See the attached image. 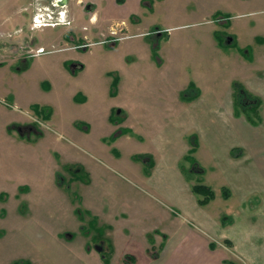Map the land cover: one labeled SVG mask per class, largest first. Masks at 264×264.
Instances as JSON below:
<instances>
[{"label": "crops", "instance_id": "1", "mask_svg": "<svg viewBox=\"0 0 264 264\" xmlns=\"http://www.w3.org/2000/svg\"><path fill=\"white\" fill-rule=\"evenodd\" d=\"M95 1H105L110 10L106 15L109 23L101 31L109 46L114 48L117 43L122 46L126 42L127 50L120 51L117 63L102 65L93 81L70 90V99L62 102L47 99L43 95L50 89L39 88L41 97L27 102L20 98L27 89L26 84L17 78L26 73L27 58L35 59L39 54H24L18 42L19 34L29 37V31L33 32L29 28L33 15H45L44 9L51 12L55 0H0V33L16 35L9 38L7 49L0 54L3 58L0 69L9 72L16 81L9 88L0 85V93H11L14 107L21 104L37 107L32 113L14 111L1 118L5 121L4 128L0 129V143L9 149L3 148L0 155V167L5 170L3 178L21 181L16 189L9 190L2 181L4 179H0V194L15 195L16 199L25 200L27 207L34 205L35 208L33 215L19 214L23 222L20 230L57 264H84L83 259L89 260L87 264H91V259L94 264H112L116 259L118 264H229L238 260L235 248L242 254L250 250L253 259L248 261L249 264H264V241H260L259 250L250 247L255 235L250 230L257 225L262 209L257 205H244L254 195L264 198V117L258 113L264 103V30L243 36L242 27L239 33L233 29L232 22L229 23L232 31L225 35L220 33L216 21L207 20L211 24L208 34L197 38L199 53L207 61L203 71L198 72L190 66L187 53L173 52L172 57L166 54L165 45L169 39L166 24L162 28L156 27L152 36H148L145 22L136 17L138 10L144 7L150 15L154 14L158 1L166 3V0H66L63 7L56 8L65 24H57L55 27H62L54 31L46 43L33 40L31 47L58 44L62 47L57 49L73 51L74 48L63 47L67 46L65 36L79 43L103 42L86 40V33L79 35L96 20ZM230 1L243 7L262 0ZM22 12H26L25 15ZM240 23L246 26L245 21L234 24ZM118 26L124 35L110 34L111 29ZM77 34L79 36H75ZM224 35L227 42L222 43ZM137 46H147V51L143 52ZM203 51L205 54L201 53ZM101 52L110 51L102 49ZM69 53L44 57L59 72H64L63 67L69 62L68 70L78 76L85 65ZM143 53L154 73L152 81L139 80L137 74L138 56ZM219 54L225 61L221 72L217 61ZM132 57L136 60H128ZM234 82L244 95L241 100L236 98ZM43 106L48 107L45 112ZM218 117L221 118L218 120ZM34 120L37 126L33 127ZM219 121L226 123L228 134L236 135L234 140H237L227 143L219 151L221 166L245 167L256 179L253 180L256 187L248 188L253 191L251 193L248 190L241 193L237 180H233L232 187H222L227 191L226 196L222 189L220 192L225 200H230L234 192L240 195L237 209L232 205L228 207L232 213L223 215L221 223L209 221L210 230L192 226L187 218L170 208L146 203L143 214H152V218L157 216L162 223L150 221L136 226L133 222L120 226L122 207L127 208L123 202L133 201L134 195L119 191L107 193L94 187L104 180H114L112 183L116 187V181L121 180L117 172L120 169L142 180L154 177L156 180L151 183L164 194L180 195V188L172 187L167 181L166 187V172L175 174L183 190L187 182L179 164L186 163L184 169L193 164L198 168L194 172L202 174L204 168L196 156L200 136L217 133L214 124ZM194 127L198 129L195 131ZM62 136L73 138L84 150L95 158H103L106 163L92 159V156L79 157L74 153L75 148L61 139ZM146 142L148 144L144 146ZM195 183L191 182V185ZM76 187L80 188V200L73 195ZM197 196L192 206L202 209V205L215 197V192L205 204L198 201L202 195ZM240 203L248 210H241ZM262 228L259 227L260 238L264 233ZM76 234H81L80 239L73 242ZM236 234L243 238L238 242L239 247L232 237ZM90 241L103 243L102 252L94 254L88 245ZM222 242H230L229 249ZM20 258L26 264L33 263L30 258Z\"/></svg>", "mask_w": 264, "mask_h": 264}, {"label": "rangeland", "instance_id": "2", "mask_svg": "<svg viewBox=\"0 0 264 264\" xmlns=\"http://www.w3.org/2000/svg\"><path fill=\"white\" fill-rule=\"evenodd\" d=\"M94 4V8L96 9L97 21L95 20L96 23H93L95 21H92V23L89 24V27H86L83 31H81L79 35L82 36L83 33H86V40L89 39L104 41L95 44H87L90 42L79 43L77 42V40L70 41V38L65 36L64 41H66L67 46L64 45L63 47L73 48L75 45H77L80 49L74 48L73 51H71L70 49L61 50L57 48H60L62 46H59L57 44L49 47L46 46V48H48L47 50H50L48 51L50 53L47 52L41 55L39 54L37 57H35V59L32 56L28 57L26 60V64L29 67L28 69H26V73L21 74V76L17 78V80L21 81V83L24 82L27 88L24 92L20 94L21 99L27 102L38 100L37 98L41 97V94L39 93V88L43 90L50 89L46 92V94L43 95L44 97H47V99L57 100L61 102L70 99V97L72 96V89L77 87V85L81 83L86 84L88 81H93L95 79V76L101 70L102 65H110L118 62L120 51L125 52V50H127L126 42L122 43V46H120L119 42L117 43L116 47L114 46V48H116L115 50H110L114 48L109 46L108 40L107 38H105V34L101 33V31L109 23L106 19V15L107 12H109L110 10L109 8H107V3L105 1L101 3L95 1ZM118 4L119 2L116 3V5ZM145 9L146 7L140 8L138 12L136 11V17L141 21L145 22L144 27H146L147 34H150L148 36H152L151 33L156 27L162 28L164 27V24H166V33L169 38L167 40L168 44L165 45L166 54L170 56L173 52H181L182 54L184 52L187 53L188 56L186 58L188 59V62L192 64L190 66L195 67L198 72L203 71L207 61V58L205 56L200 55L198 48L200 41H197V38H199L200 35L208 34L207 30L209 26H211V24H209L207 20H212L214 22L216 21L219 25L220 33H225V35L226 32L232 31V28L230 27L229 23H236L238 21H245L246 26H241V23L238 25H235L233 23V29L237 30V32L240 33L239 29L242 27L241 34L243 36L251 34L252 32H259L260 30H264V0H262L260 3L252 2L249 4V6L245 5L243 7L235 3L231 4L230 0H166V3H164V1H158L157 9L152 15H150L147 9ZM53 10V15H55V13H57L56 8H53ZM22 13L25 15L26 12ZM63 22L62 20H60L59 24L64 25L65 23ZM55 26H57V24L52 27L45 26L41 29H31L33 30V32L29 31V34L31 35H29V37L24 34H19L21 38L18 42L20 43V48L22 52L24 54L26 53L27 56H30L27 50L28 48H30V46H24V40L28 42L31 37L33 40L46 43V40L51 38L53 32L58 30V28L62 27ZM107 31L108 29L106 30V32ZM79 35L77 34L75 36ZM225 35L223 39L224 42H227V36ZM14 36L16 35H4L3 33H0V54L5 49H7V44L10 41L9 38H13ZM160 46L161 43H159V47ZM137 47L140 50H143V52L147 51V46ZM102 49L109 50L110 52H101ZM162 50L163 45L160 51L161 55L163 54ZM68 52H71L69 53L70 57L73 56V58L79 60L85 65L84 71L78 76L71 74L68 70L69 62L65 63L63 67L64 72H59L55 69L56 66H53L51 62L45 60L44 57L50 54L66 55ZM201 53L205 54V51ZM220 54L222 55V53ZM220 54L217 58V61L219 71L221 72L223 71L225 61L222 60V56ZM145 55L146 54L143 53V56H138L139 71L137 74L139 76V80L152 81L154 73L150 71L149 66L147 64L148 58H145ZM172 56L173 55H171V57ZM129 59L136 60V57L128 58V60ZM2 60L3 58L0 56V61ZM3 71L4 69H0V85H3L5 88H9L12 83H15L16 80L15 78H12L10 76L9 72L4 73ZM3 94L4 93H0V106H2L0 107V129L4 128L5 120L1 119L4 115L6 118L7 116H10L14 111L19 113L22 112L25 114L27 112L32 113L37 110L36 106L25 107L22 104L20 106L14 107L12 105L13 100L11 93L7 95ZM5 108H10V110H6ZM45 108L48 107L43 106V112H45ZM258 110L259 116L263 118L264 103L261 105V107H259ZM220 118L221 117H218V120ZM214 125H217L218 132L215 134L211 133L201 135L199 141L200 143L196 151L198 162H200V164L204 168V172L202 174H196L194 172L198 170V168L193 164L190 167H187L186 169H184L186 163L185 165L179 164V167L183 171L182 175L184 177V180H186L187 182L186 188L183 190V186L179 183L178 179L175 177V174L170 171L166 172L167 175L165 184L167 181L172 187L175 186L180 188V195L176 194V197H173L169 195V192H166V194H164L158 186L151 183L152 180H156V178L154 177H151L148 180H142L120 169H118L117 172L118 174H120L121 180L116 181V187H114L112 183V181L114 182V180H104L103 183H99L100 185L98 184L94 187L98 191L103 190L105 192L107 191V193L119 191L121 193L128 192L129 194L134 195L133 201L129 200L128 202H123V205H126L127 208L125 209L122 207L121 212L123 213L122 216H119L120 226L124 227L128 224H134L133 222H135L134 225L141 226L150 223V221L159 224L158 222L161 220H159V217L156 216L152 218V214H147V216L143 214L146 210L144 204L153 203L156 206L160 205L165 207L166 209L170 208L173 211L178 212V214H181L185 218H187V222L191 223V225L194 227L196 226L211 230L209 221L211 222L214 220L215 222L221 223V218L223 215L229 216L232 213L230 212L231 210H229L228 207H231L232 205L233 209H237V205L239 203L237 198L240 195H238L237 192H234L230 200H225L221 196L220 192L223 186L227 187L228 185L232 187L234 185L233 180H237L236 185L240 186L239 191L241 193H243L245 190H248L249 193L253 192L248 189L251 187H256V183L253 181L256 180L254 178L253 173H249L248 171H246L245 167L238 169L228 164H226V166L224 167L221 166V157L218 154L219 151L224 146H226L227 143L231 141L237 142V140H234L236 139V135L231 136L230 134H228L229 128L227 127L226 123L219 121L215 122ZM197 129L198 128L195 127L193 128V130L195 131ZM61 139L67 142L68 144L72 145L75 148L74 153L79 155V157H83V155L87 157L92 156L89 152L84 150L81 144H78L73 138L62 136ZM143 144L145 146L148 144V142ZM7 147V145H3V143H0V155H2L4 152L3 148L7 149ZM7 151H9V149H7ZM93 158L97 159L102 163H106L103 158H95L94 156H92V159ZM244 171H246V175L244 174ZM3 176H5V170H2L0 167V179H4ZM61 177L63 178L62 175ZM192 178H198V180H190ZM2 181L3 183H5V186L9 190H13L16 189L17 183L21 180L4 179ZM191 182L207 184L215 192V197L210 201V203L202 205L203 208L200 207L202 209H198L192 206V202L197 201L198 196L197 194L191 191ZM167 186L168 185L166 184V187ZM80 193V188L76 187V191L73 195L80 200ZM6 194H0V264H20V262L23 261V259L20 257L30 258L33 262L31 264H57L52 262L46 256L44 251L40 247H38L37 244H35L33 241L26 238L25 234L22 233V231L20 230V224L23 222L22 220H20L21 218L19 214H23L24 216L33 215V211H35V208H33L34 205L32 204L33 206L31 208L30 205H28L27 207L28 203L25 200L16 199L15 195L9 193ZM129 204L131 206H129ZM244 205L246 207L249 205H257V207H260L262 209L258 217L257 225L254 227V229L252 228V230H250L251 234H255L252 236V246L250 247L259 250L260 241H264V233H262L261 238L258 236L260 232V226H263L262 232H264V198H261L260 195H254L249 198V200H246ZM106 207L108 208L109 205H106ZM239 208L241 210H248L247 208H242L241 203L239 205ZM202 210L203 213L201 214ZM133 213H135L136 215L134 216ZM160 223H162V221H160ZM229 231L231 230L228 229L227 232ZM80 235L81 234H76V238L73 242H77L80 239ZM232 237L237 242V246L239 247L238 242L242 241L243 238H241L240 234H236ZM222 244L226 245L227 249H229L228 247L231 246L226 242H222ZM88 245L90 248H92V252L94 254L100 253L103 250V243H101L100 241H90ZM96 245L99 248L95 247ZM234 250L237 254V262L240 261L243 264H249L250 262L248 261H251L253 259L252 257H250L252 255L251 252H249L250 250L243 252V254L242 252L236 250V248ZM94 256L93 258H95ZM230 257H232L233 259V256ZM87 261L89 260L83 259L84 264H87ZM100 261L103 262L102 260ZM117 262L118 260L116 259L112 264H118ZM240 262L239 264H241ZM63 264L66 263L63 262ZM91 264H94L93 259H91Z\"/></svg>", "mask_w": 264, "mask_h": 264}, {"label": "built area", "instance_id": "3", "mask_svg": "<svg viewBox=\"0 0 264 264\" xmlns=\"http://www.w3.org/2000/svg\"><path fill=\"white\" fill-rule=\"evenodd\" d=\"M56 1L57 0H55V2L53 4V8H57L58 7ZM53 8H52L51 12H49L48 10L44 9L43 12L45 13V15H43V16L42 15L41 16L33 15L32 21H31V24H30V28L31 29H34V28L36 29V28H40V27H43V26H46V25L54 26L56 24H59L60 20H62V22H63L64 20L61 18V14L59 13V11H56V12H58V14L53 15V11H54ZM111 34L116 35L117 34V30L112 29L111 30ZM83 45H85V44H83ZM27 50L29 52V55H38V54H41V53L47 51L45 49V47L41 46V45L35 46L34 48L30 47Z\"/></svg>", "mask_w": 264, "mask_h": 264}, {"label": "trees", "instance_id": "4", "mask_svg": "<svg viewBox=\"0 0 264 264\" xmlns=\"http://www.w3.org/2000/svg\"><path fill=\"white\" fill-rule=\"evenodd\" d=\"M223 17H227V16H223ZM223 40L224 39L221 37V42L222 43L224 42ZM233 86H234V91H235L236 98H238V100H241L242 97L244 96L242 94L241 88H238V84L235 83V82H234ZM191 189H192V191L194 193H196L198 195H202V197L198 199L200 204H205L210 199H212L214 197L213 190L207 185L197 183V184L192 185ZM222 193L224 194V196H226L227 191H226L225 188L222 189ZM229 244H230V242H229ZM20 264H26V263L25 262H20ZM229 264H238V263L235 262V261H230Z\"/></svg>", "mask_w": 264, "mask_h": 264}, {"label": "flooded vegetation", "instance_id": "5", "mask_svg": "<svg viewBox=\"0 0 264 264\" xmlns=\"http://www.w3.org/2000/svg\"><path fill=\"white\" fill-rule=\"evenodd\" d=\"M62 4H64L63 3V0H62ZM158 32H160V31H158ZM117 33L119 34V36H123L124 35V32H122V29L118 26V28H117ZM30 42V43H29ZM31 43H32V45H31ZM34 45V42H33V39H30L28 42H26L25 40H24V46H33ZM37 46H39V45H37ZM73 48H78V49H80L77 45H75ZM43 53H45V52H43ZM42 53V54H43ZM35 121V120H34ZM33 127L34 126H37L36 125V123H34V122H32V124H31ZM29 127V126H28Z\"/></svg>", "mask_w": 264, "mask_h": 264}, {"label": "water", "instance_id": "6", "mask_svg": "<svg viewBox=\"0 0 264 264\" xmlns=\"http://www.w3.org/2000/svg\"><path fill=\"white\" fill-rule=\"evenodd\" d=\"M60 1H61V2H60ZM63 1H64L63 3L66 2V0H63ZM56 3L62 5V0H57ZM95 247H97V245H96ZM97 248H99V247H97Z\"/></svg>", "mask_w": 264, "mask_h": 264}, {"label": "bare ground", "instance_id": "7", "mask_svg": "<svg viewBox=\"0 0 264 264\" xmlns=\"http://www.w3.org/2000/svg\"><path fill=\"white\" fill-rule=\"evenodd\" d=\"M64 2V1H63Z\"/></svg>", "mask_w": 264, "mask_h": 264}]
</instances>
